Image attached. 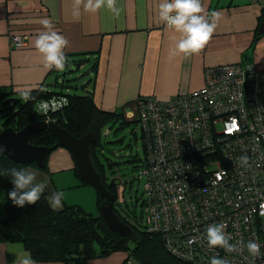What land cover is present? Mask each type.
<instances>
[{
  "label": "built area",
  "instance_id": "obj_1",
  "mask_svg": "<svg viewBox=\"0 0 264 264\" xmlns=\"http://www.w3.org/2000/svg\"><path fill=\"white\" fill-rule=\"evenodd\" d=\"M25 40L12 34L9 46ZM256 68L242 62L208 65L201 88L138 102L150 229L164 232L168 251L180 259L264 264V69L255 75ZM47 104L45 112L66 101ZM219 223L243 250L209 247L206 229ZM252 240L261 245L259 257L243 247Z\"/></svg>",
  "mask_w": 264,
  "mask_h": 264
},
{
  "label": "crops",
  "instance_id": "obj_2",
  "mask_svg": "<svg viewBox=\"0 0 264 264\" xmlns=\"http://www.w3.org/2000/svg\"><path fill=\"white\" fill-rule=\"evenodd\" d=\"M161 2L117 0L119 16L106 6L93 13L85 11L81 4L76 17L74 0H0V87L28 91L50 80L44 56L35 48L36 37L45 31L44 19L50 20L54 30L69 41L65 54L99 51L95 103L106 111L121 108L140 97L168 99L186 95L203 86V71L208 65L242 62L264 68L260 2L202 0L207 18L211 19L209 14L213 11L221 13L222 18L207 44L198 53L187 56L171 54L180 33L159 20ZM12 34L25 35L26 45L11 49ZM52 154L56 159L47 161L46 170L34 165L26 169L36 173L35 183L46 184L47 200L53 192H64L66 182L77 179L72 154L63 147ZM80 188L89 194L91 201V190L86 186ZM95 197L92 196L94 202ZM62 203L58 209L66 205L64 198ZM2 205L0 193V217L6 214ZM26 255L17 244H0V264H19ZM127 257L124 252H116L89 260L87 264H124Z\"/></svg>",
  "mask_w": 264,
  "mask_h": 264
},
{
  "label": "trees",
  "instance_id": "obj_3",
  "mask_svg": "<svg viewBox=\"0 0 264 264\" xmlns=\"http://www.w3.org/2000/svg\"><path fill=\"white\" fill-rule=\"evenodd\" d=\"M258 2L262 5L261 20L264 22V0ZM66 57L63 74L55 68L51 69L50 80L37 88L25 91L15 90L13 86L0 87V105L5 107L0 109V118L3 119L0 131L8 127L21 130L33 122L46 121L65 128L78 139L93 132L96 139L90 148L93 165L108 192L115 196L114 212L122 223L129 226L130 232L123 236L108 227L100 209L108 205L109 200L96 188L97 215L88 213L79 205L66 204L62 209H53L44 193L34 205H25L23 208L15 206L8 198V192L14 187L11 181L13 177L8 170L27 169L30 165H36L19 164L0 154V193L2 206L6 211L5 216L0 217V244H17L23 247L36 263L87 264L92 259L124 252L128 255L124 264H197L172 255L165 245V233L150 229L152 223L147 212L149 198L145 188L140 199L135 202L127 199L128 189L137 180L135 176L138 175L139 180L141 179L140 172L147 163L143 138L145 159L130 156L124 161L128 170L120 169L121 163L112 161L105 154L108 148L105 133H110L108 127L115 128V132H118L134 124L141 131V123L136 116L139 117L137 106L143 97L113 111L99 108L95 103L99 51L66 54ZM83 65L88 66L84 74L89 77L81 86L72 84L71 78L66 79L68 68L75 71ZM79 89L84 94L78 93ZM24 92H30L31 99L25 100L22 95ZM16 95L20 97L15 98ZM62 100L66 104L60 109L45 112L40 107L44 103ZM129 110L135 111L132 117H128ZM31 143L51 149L47 161L52 152L61 147L49 130L37 133ZM46 169L47 162L44 170ZM74 175L78 184L72 188L92 187L91 183L79 177L76 167ZM112 179L116 180L114 185L110 184Z\"/></svg>",
  "mask_w": 264,
  "mask_h": 264
},
{
  "label": "clouds",
  "instance_id": "obj_4",
  "mask_svg": "<svg viewBox=\"0 0 264 264\" xmlns=\"http://www.w3.org/2000/svg\"><path fill=\"white\" fill-rule=\"evenodd\" d=\"M84 10L96 12L102 7H107L114 15L119 16L121 9L117 6V0H74L73 15L78 17L80 6ZM205 8L202 0H162L159 4L158 16L167 27L173 28L180 33L176 48L171 54L183 53L186 56L198 53L211 39L220 19L221 13L211 12V19L205 15ZM45 31H41L35 39V48L44 56L45 66L51 70L63 71L67 63L64 49L68 47L67 38L54 30V25L48 19L42 21ZM25 100L31 99L30 92L22 94ZM47 110L48 104L40 106ZM2 150V149H0ZM242 163H247V158H241ZM13 179L14 187L8 192V198L17 207L34 205L40 200L44 193L46 184L35 183L36 173L26 169L11 168L8 170ZM64 193L56 191L48 197V203L53 209L63 206ZM206 238L209 247H222L227 251L243 250L238 244L230 243V237L225 232V225L222 223L209 225L206 229ZM252 257L261 256V245L256 241H248L244 246ZM19 264H36V260L28 253L19 260ZM210 264H227L224 259L212 257Z\"/></svg>",
  "mask_w": 264,
  "mask_h": 264
},
{
  "label": "water",
  "instance_id": "obj_5",
  "mask_svg": "<svg viewBox=\"0 0 264 264\" xmlns=\"http://www.w3.org/2000/svg\"><path fill=\"white\" fill-rule=\"evenodd\" d=\"M260 32H264V22ZM43 130H49L57 138L59 145L70 151L79 177L91 183L102 196L109 200V204L100 209L108 227L123 236L130 232L129 226L122 223L114 212L115 196L108 192L102 182L101 175L93 165L90 151L91 145L96 140L93 132H88L78 139L65 128L46 121L33 122L21 130L8 127L0 131V149H2L0 154L19 164H35L37 168L45 169L51 149L45 146H35L31 143L34 136ZM115 181L112 179L110 184L114 185Z\"/></svg>",
  "mask_w": 264,
  "mask_h": 264
},
{
  "label": "rangeland",
  "instance_id": "obj_6",
  "mask_svg": "<svg viewBox=\"0 0 264 264\" xmlns=\"http://www.w3.org/2000/svg\"><path fill=\"white\" fill-rule=\"evenodd\" d=\"M23 35V34H21ZM26 45V42L21 44L18 43L17 48H22ZM228 63H220L218 65L223 64H229ZM87 65H83L79 70L71 71V68H68L66 70L67 74L65 75L66 79H73L71 82L72 84H77L81 86L87 79L88 75L84 74L85 71L88 69ZM264 68L261 66H257L255 69V75L257 73H260L258 70L263 71ZM60 74H63V71H59ZM204 74V71H203ZM204 80V79H203ZM78 93H83L81 89L78 90ZM20 96L16 95L15 98H19ZM5 107L1 104L0 109ZM223 109L222 107L219 108ZM135 112V111H134ZM137 113V112H136ZM136 119H138V115L136 116ZM2 121L3 119L0 118V128L2 127ZM110 133H107V130ZM105 131V140L108 142L106 145L108 148L105 151V154L108 158H110L114 162L121 163L120 169L123 170L128 167V165L124 164V161L128 160L130 156H138L140 159H145V153L143 149V143L141 140V131L139 130V126H135L132 124L131 126L125 128L124 130H119L118 132H115V128L110 129L109 127ZM110 129V130H109ZM121 141V142H120ZM132 146V147H131ZM131 147V148H130ZM54 154L49 156V160L56 159V157H53ZM57 156V155H56ZM128 170V169H126ZM137 180L132 183V188L128 189L127 193V199L129 201H136L137 199H140L143 195L144 186H145V180L142 178L139 180L138 175L135 176ZM75 183H78V180L75 179L71 183L66 182L65 183V190H64V199L67 205H74L73 203H76V205L84 207V209L88 213H93L95 215L99 214L98 209L96 207V204L94 201H92V196H96V189L93 187H88V190H91V201L88 193H83L80 187L72 188L74 185H77ZM93 194V195H92ZM138 210H140L139 203H138ZM172 254V253H171ZM173 255V254H172ZM175 256V255H174ZM176 257V256H175Z\"/></svg>",
  "mask_w": 264,
  "mask_h": 264
},
{
  "label": "flooded vegetation",
  "instance_id": "obj_7",
  "mask_svg": "<svg viewBox=\"0 0 264 264\" xmlns=\"http://www.w3.org/2000/svg\"><path fill=\"white\" fill-rule=\"evenodd\" d=\"M132 177H134V176H132ZM128 181L130 180V179H127Z\"/></svg>",
  "mask_w": 264,
  "mask_h": 264
},
{
  "label": "bare ground",
  "instance_id": "obj_8",
  "mask_svg": "<svg viewBox=\"0 0 264 264\" xmlns=\"http://www.w3.org/2000/svg\"><path fill=\"white\" fill-rule=\"evenodd\" d=\"M70 152V151H69Z\"/></svg>",
  "mask_w": 264,
  "mask_h": 264
}]
</instances>
